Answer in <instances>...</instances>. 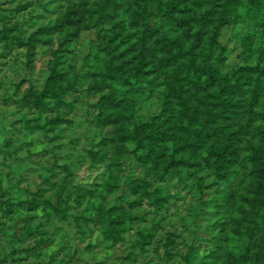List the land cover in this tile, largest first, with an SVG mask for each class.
<instances>
[{
	"label": "rangeland",
	"instance_id": "374dc122",
	"mask_svg": "<svg viewBox=\"0 0 264 264\" xmlns=\"http://www.w3.org/2000/svg\"><path fill=\"white\" fill-rule=\"evenodd\" d=\"M189 2L186 7H191ZM116 3L108 17L96 24L89 15L91 3L85 5L81 0H0V264H264L260 201H253L252 207L241 201V208L232 209V219L228 210L212 206L215 191L225 185L214 171L205 169L203 158L209 148L219 146V140L198 153L200 166L194 177L185 183L171 180L163 184L169 194L160 210L147 202L131 209L128 184L140 180L159 185L165 148L156 150V163L140 165L129 153L131 144L125 146L127 152L120 159L113 160V148L102 149L98 143L114 137L117 128L99 129L90 124L89 103L95 99L86 94L73 122L49 132L40 128L46 115L24 105L28 90L44 92L49 63L74 77L100 70L110 61L118 65L142 55L147 61L154 51L153 62L163 71L170 57L162 45L164 37L184 41L185 47H193L196 63L217 65L224 73L245 66L264 67V0L256 11L251 9V0H215L211 22L205 26L191 23L190 29L167 19L150 20L153 36L145 37L144 43L140 40L146 28H131L124 6L120 0ZM203 13L197 10L184 16L199 19ZM64 16L73 23L64 33L29 39L38 28ZM2 29H13L5 40ZM246 38L250 40L249 56L242 54ZM162 80L161 76L157 84ZM68 95L67 99L73 96ZM129 97L136 101V126L158 113L155 95L138 92ZM230 124L235 127L243 121L232 118ZM90 151H98V158L103 153L104 159L92 162ZM104 182L109 192L85 197L81 206L73 201L87 189L100 190L95 184ZM254 184L248 178L243 185V194L250 199ZM39 199H48L57 211L43 205L32 212L24 203ZM86 203L89 209L92 203L104 209L122 207L115 213L120 223L111 246L98 228L77 220L92 214L91 210L83 212ZM257 209L259 214H255Z\"/></svg>",
	"mask_w": 264,
	"mask_h": 264
},
{
	"label": "trees",
	"instance_id": "16d2710c",
	"mask_svg": "<svg viewBox=\"0 0 264 264\" xmlns=\"http://www.w3.org/2000/svg\"><path fill=\"white\" fill-rule=\"evenodd\" d=\"M188 1L191 7H186ZM261 1L251 0L252 11L257 10ZM81 2L85 5L91 3L89 15L96 24L108 17L109 10L118 6L116 0ZM120 2L131 28H146L141 34L142 43L145 37L150 39L153 36V30L148 27L150 20L167 19L179 28L190 29L191 23L207 25L215 15V0ZM197 10L204 11L202 18L184 16L190 12L194 14ZM72 24L64 16L60 21L38 28L29 39L34 40L39 36L51 38L54 34L64 33ZM12 31L13 29H2L3 40ZM176 39H162V45L168 49L166 53L170 54L167 59L169 63L163 71L153 62L156 58L154 51L151 52L152 59L147 61L144 55L120 61L118 65H113L110 61L100 70L74 77L59 69L57 64L49 63L44 92L28 90L22 101L25 106L35 108L40 115H46L47 119L40 128L49 132L60 125L73 122L72 117L78 112V103L84 100L83 94L94 98L95 101L89 103L92 109L88 113L90 124L99 129L117 128L114 137L102 138L98 143L102 149L108 146L113 148V160L120 159L122 153L127 152L125 146L131 144L132 151L129 153L140 165L156 163L159 158L156 150L161 146L165 148L168 160H163L160 184L152 185L140 180L129 183L128 190L132 201L128 202V208L134 209L147 202L155 210H160L169 194L163 184L171 180L185 183L190 177H194L195 169L200 166L197 163L198 153L215 140H219V146L209 148L203 158L205 169L214 171L216 178L225 185L223 190L215 191L217 197L212 199L213 208L228 210L231 219L232 209L235 206L241 208V201L251 204V207L253 201H260L261 208H264V105L261 103L264 97V67L245 66L224 73L217 65L196 63L193 59V47L187 48L184 41ZM248 43V38L242 43V54L246 56H249ZM248 58L247 61L250 60ZM218 63H222L220 58ZM161 76L163 80L157 84ZM138 92L155 95L159 106L158 113L140 126H136L133 119L136 101H131L129 97L130 94ZM69 93L73 96L67 99ZM232 118H240L243 124L231 126ZM186 152L187 156L183 157L182 154ZM89 154L92 162L96 158L101 161L104 159L103 153L98 158V151H90ZM248 178L254 179L255 183L249 191L254 196L253 199L243 194V185ZM95 186H100V190L87 189L85 193L76 195L73 201L81 206V200L85 197L91 199L109 192L107 182ZM219 200L222 201L221 205L216 202ZM24 203L32 212L43 205L57 211L55 205L48 203V199ZM89 206L86 203L83 212L91 210L92 214L87 218L80 216L77 220H82L85 225L90 222L93 227L98 228L102 239L111 246L118 234L115 226L120 223L119 215L115 213L122 207L116 205L104 209L94 203L91 204V209ZM42 211L44 212L43 208ZM259 211L257 209L255 214H259ZM62 214L66 215L65 209Z\"/></svg>",
	"mask_w": 264,
	"mask_h": 264
}]
</instances>
